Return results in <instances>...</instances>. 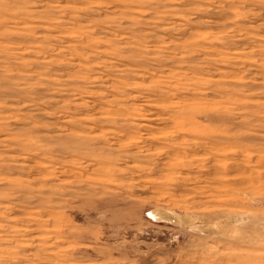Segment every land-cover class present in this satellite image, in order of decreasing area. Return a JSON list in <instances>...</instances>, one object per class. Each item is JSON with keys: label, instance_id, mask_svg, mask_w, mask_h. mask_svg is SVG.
<instances>
[{"label": "rangeland", "instance_id": "obj_1", "mask_svg": "<svg viewBox=\"0 0 264 264\" xmlns=\"http://www.w3.org/2000/svg\"><path fill=\"white\" fill-rule=\"evenodd\" d=\"M263 177L264 0H0V264H264Z\"/></svg>", "mask_w": 264, "mask_h": 264}, {"label": "bare ground", "instance_id": "obj_2", "mask_svg": "<svg viewBox=\"0 0 264 264\" xmlns=\"http://www.w3.org/2000/svg\"><path fill=\"white\" fill-rule=\"evenodd\" d=\"M175 132V131H174ZM264 178V177H263ZM247 184H250V183H247ZM223 188H225V187H223ZM158 215L159 213L158 212H156V213H153V215ZM163 214H165V213H163ZM163 218H165V217H163ZM195 219V218H194ZM190 220V219H189ZM196 221V220H195ZM236 228V227H235ZM14 239V238H13ZM40 255V254H39ZM1 261H2V259H1ZM7 264V263H6Z\"/></svg>", "mask_w": 264, "mask_h": 264}]
</instances>
